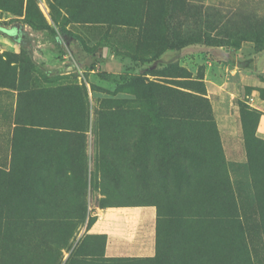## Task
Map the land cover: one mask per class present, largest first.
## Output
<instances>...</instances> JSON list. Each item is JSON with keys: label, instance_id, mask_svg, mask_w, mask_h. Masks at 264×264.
I'll use <instances>...</instances> for the list:
<instances>
[{"label": "rangeland", "instance_id": "obj_1", "mask_svg": "<svg viewBox=\"0 0 264 264\" xmlns=\"http://www.w3.org/2000/svg\"><path fill=\"white\" fill-rule=\"evenodd\" d=\"M252 90L264 0H0V264H264V143L201 209L140 176L173 147L147 128L215 126L226 158L220 108L241 125ZM148 194L179 208L159 213L156 257H103L94 214Z\"/></svg>", "mask_w": 264, "mask_h": 264}, {"label": "trees", "instance_id": "obj_2", "mask_svg": "<svg viewBox=\"0 0 264 264\" xmlns=\"http://www.w3.org/2000/svg\"><path fill=\"white\" fill-rule=\"evenodd\" d=\"M6 31L13 32L15 29L11 28ZM59 31L64 34L68 33L63 29ZM226 47L228 50L223 48L218 50L222 60L221 62L228 65L233 64V62L228 59L227 54L231 49L228 48V46ZM92 57L93 61L88 65L81 64L82 68L93 70L96 63L102 59L98 56ZM167 63L170 64L173 63V61H169ZM203 100L206 101L205 98ZM245 109L246 113L243 114V118L241 119V127L243 144L247 157L245 164L247 165L251 159L250 147L252 143L261 145L264 143V140L258 138L255 135V128L258 123L260 112L258 110H254L255 115L251 117L250 112L252 111L247 110L246 106ZM252 123L253 128L250 132H248L247 129L252 125ZM178 128L179 126L170 129L162 127L146 129V132H155L161 134L162 142L165 144V146L171 145L172 147L173 145V147L164 151L162 156L156 162H146L145 167L147 170L152 169V172L155 170L156 181H154L152 173L141 172L140 176L144 178V187L149 190L153 183V185L159 189L158 192H156L158 195L163 191V189H166L170 185L171 191L180 194L181 200H183L180 206H182L184 209L182 208L180 211L187 212L192 211V207L198 209L206 207L207 202H211L212 198H215V196H220L219 199H222V193L231 195L232 184L230 181L229 172L230 170L233 171L232 168L234 163L226 160L216 127L208 125L194 126L188 124L184 125V128ZM174 131L177 135H172ZM247 149L249 151H247ZM149 194L145 195V198L141 196L140 202L126 205L152 204L156 206V253L153 257L131 259H149L156 257L158 252L159 219L161 217L159 213L163 211V208H168L170 212L179 211V208H177L174 203L169 204L166 202L167 196L161 200L159 196H155L153 198V196ZM95 219L96 217L94 216V220L87 225V229L90 228ZM86 237L89 238V240H94L97 237L103 238L101 245V255L103 256L104 237L100 235L92 236L89 234H86Z\"/></svg>", "mask_w": 264, "mask_h": 264}, {"label": "crops", "instance_id": "obj_3", "mask_svg": "<svg viewBox=\"0 0 264 264\" xmlns=\"http://www.w3.org/2000/svg\"><path fill=\"white\" fill-rule=\"evenodd\" d=\"M15 32V31H13ZM221 93V97H222ZM210 97V96H209ZM252 105L258 109L260 116L255 128V135L264 140V99L260 98L256 90L250 96ZM215 109V108H214ZM228 112L220 108V113L225 121L223 131H227L226 141L229 142L232 152L227 156V161L233 157H241V147L244 148L242 128L237 124V110L229 108ZM221 129V128H219ZM220 132L222 131L219 130ZM95 221L87 230V234L104 237L103 256L106 258H146L153 257L156 253V218L155 205H125L109 206L97 211Z\"/></svg>", "mask_w": 264, "mask_h": 264}, {"label": "water", "instance_id": "obj_4", "mask_svg": "<svg viewBox=\"0 0 264 264\" xmlns=\"http://www.w3.org/2000/svg\"><path fill=\"white\" fill-rule=\"evenodd\" d=\"M102 55L106 56V47H102Z\"/></svg>", "mask_w": 264, "mask_h": 264}]
</instances>
